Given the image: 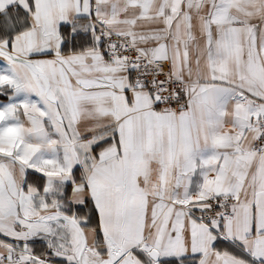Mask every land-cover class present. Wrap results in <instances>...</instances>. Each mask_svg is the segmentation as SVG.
Listing matches in <instances>:
<instances>
[{"label":"snow or ice","instance_id":"1","mask_svg":"<svg viewBox=\"0 0 264 264\" xmlns=\"http://www.w3.org/2000/svg\"><path fill=\"white\" fill-rule=\"evenodd\" d=\"M0 264H264V0H0Z\"/></svg>","mask_w":264,"mask_h":264}]
</instances>
